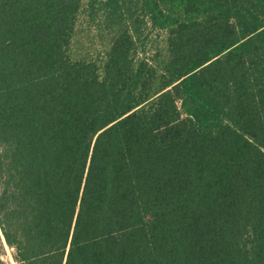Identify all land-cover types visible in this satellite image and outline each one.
<instances>
[{
  "label": "trees",
  "instance_id": "1",
  "mask_svg": "<svg viewBox=\"0 0 264 264\" xmlns=\"http://www.w3.org/2000/svg\"><path fill=\"white\" fill-rule=\"evenodd\" d=\"M86 4L108 39L76 56ZM3 240L17 264H264V0H0Z\"/></svg>",
  "mask_w": 264,
  "mask_h": 264
},
{
  "label": "rangeland",
  "instance_id": "2",
  "mask_svg": "<svg viewBox=\"0 0 264 264\" xmlns=\"http://www.w3.org/2000/svg\"><path fill=\"white\" fill-rule=\"evenodd\" d=\"M108 31L101 13L93 15L90 6L86 4L77 24L74 44L76 56L88 52L95 54L101 51L107 42ZM165 38L164 30L153 28L151 23L147 21L143 27L142 40L144 45L141 54L151 57L156 52L163 51L166 47ZM0 264H17L13 250L4 240L0 242Z\"/></svg>",
  "mask_w": 264,
  "mask_h": 264
}]
</instances>
